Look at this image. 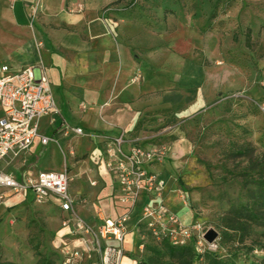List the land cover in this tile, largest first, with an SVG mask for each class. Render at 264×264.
<instances>
[{
    "label": "rangeland",
    "instance_id": "374dc122",
    "mask_svg": "<svg viewBox=\"0 0 264 264\" xmlns=\"http://www.w3.org/2000/svg\"><path fill=\"white\" fill-rule=\"evenodd\" d=\"M103 16L138 64L131 83L150 89L144 98L148 109L131 141L163 150V161L153 164L163 165L155 171L161 176L164 171L171 175L163 196L169 189L184 200L190 216L185 221V214L182 223L198 225V252L205 247L202 235L213 229L220 260L264 264V227L254 226L243 242L233 231L224 241L219 228L232 210L254 202L251 193L258 196L256 176L245 182L241 175L248 157L235 150L248 143L264 153V0H113ZM168 91L182 98L167 101ZM70 140L83 146L82 137ZM64 168L75 191L78 175L69 165ZM9 171L15 172L12 165ZM63 219L53 204L36 202L32 189L10 193L0 204V262L36 264L48 258L56 264L72 236ZM140 241L145 248H139ZM157 243L143 228L130 229L122 264H142L148 247ZM194 264L209 262L204 256Z\"/></svg>",
    "mask_w": 264,
    "mask_h": 264
},
{
    "label": "crops",
    "instance_id": "0c3cea01",
    "mask_svg": "<svg viewBox=\"0 0 264 264\" xmlns=\"http://www.w3.org/2000/svg\"><path fill=\"white\" fill-rule=\"evenodd\" d=\"M112 2L0 0V65H8L13 71L41 68L59 109L54 124L49 116L40 122V134L48 136L52 131L55 141L44 145L37 138L27 152L2 161L0 170L25 181L43 170L63 171L65 164L69 165L80 183L75 191L70 187L76 211L94 225L127 211L117 179L106 167V142L123 135L128 140L124 149L132 147L130 134L148 109L144 98L150 93L144 85L131 83L138 64L130 47L114 37L113 27L103 16ZM146 58L150 62L151 58ZM164 98L178 101L182 94L168 91ZM69 127L82 128L85 134L67 131ZM71 135L82 137L83 146L77 142L72 145ZM63 147L70 156L64 154ZM10 165L15 172L9 171ZM149 169L161 171L163 165ZM162 177L169 187L170 173L164 171ZM168 190L164 205L179 214L181 221L187 214V221L190 211L176 192ZM46 203L65 216L54 202ZM69 239L76 243L72 236Z\"/></svg>",
    "mask_w": 264,
    "mask_h": 264
},
{
    "label": "built area",
    "instance_id": "2783aa9c",
    "mask_svg": "<svg viewBox=\"0 0 264 264\" xmlns=\"http://www.w3.org/2000/svg\"><path fill=\"white\" fill-rule=\"evenodd\" d=\"M0 107L3 110L0 163L11 155L27 152L37 138L44 145L55 141L40 134L41 120L49 116L54 124L59 114L51 83L41 68L30 66L13 71L8 65H0ZM73 131L85 134L82 128ZM127 142L123 135L106 142V167L115 175L121 200L127 205V211L116 219H104L100 225H94L77 213L76 199L70 193L72 178L67 169L43 170L25 181L0 170V204L10 193L32 189L36 202H54L66 213L62 225L77 243L62 246L59 264H122L126 235L135 227L148 231L156 241L167 239L173 246H183L195 237L197 245L202 246L197 236L198 225H184L176 213L167 209L163 203L166 182L159 173L149 169L163 161V150L133 142L125 150ZM204 236L201 240L205 247L199 251L218 250L217 242L208 243Z\"/></svg>",
    "mask_w": 264,
    "mask_h": 264
},
{
    "label": "trees",
    "instance_id": "16d2710c",
    "mask_svg": "<svg viewBox=\"0 0 264 264\" xmlns=\"http://www.w3.org/2000/svg\"><path fill=\"white\" fill-rule=\"evenodd\" d=\"M235 151L240 156L248 157V169L241 175L244 177L245 182H248L251 176H256L254 183L257 186L258 196L255 199V194L251 193L250 196L254 199V202L232 210L231 213L223 219V224L219 226V228L222 229L224 241L232 239L233 236L229 234V231H233L235 234L239 235L240 241L243 242L254 226L264 227V153L255 152L251 144L248 143L237 146ZM249 171H253L255 174H249ZM196 245V237L183 246H173L169 240L164 239L157 243V245L148 247L150 253L142 264H194L198 259L204 256L207 257L209 264H226L220 260L217 255L218 250H205L206 254L203 256V252L199 253ZM141 246L144 245L140 241L139 248ZM59 262L60 254L59 261L56 264H59ZM0 264L15 263L11 261H1ZM36 264L55 263L48 258H40Z\"/></svg>",
    "mask_w": 264,
    "mask_h": 264
},
{
    "label": "water",
    "instance_id": "95a60500",
    "mask_svg": "<svg viewBox=\"0 0 264 264\" xmlns=\"http://www.w3.org/2000/svg\"><path fill=\"white\" fill-rule=\"evenodd\" d=\"M218 237V233L215 231V230H209L206 235H205V240L208 242V243H213L214 241H216Z\"/></svg>",
    "mask_w": 264,
    "mask_h": 264
}]
</instances>
